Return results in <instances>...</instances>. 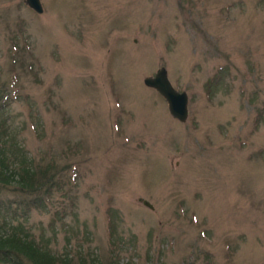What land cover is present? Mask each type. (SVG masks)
<instances>
[{"label": "rangeland", "instance_id": "374dc122", "mask_svg": "<svg viewBox=\"0 0 264 264\" xmlns=\"http://www.w3.org/2000/svg\"><path fill=\"white\" fill-rule=\"evenodd\" d=\"M39 1L0 0V118L61 179L1 211L75 264H264V0Z\"/></svg>", "mask_w": 264, "mask_h": 264}, {"label": "trees", "instance_id": "16d2710c", "mask_svg": "<svg viewBox=\"0 0 264 264\" xmlns=\"http://www.w3.org/2000/svg\"><path fill=\"white\" fill-rule=\"evenodd\" d=\"M1 120L0 191L12 189L8 178L16 176L14 191L17 194L26 197L37 193L48 194L51 187H57L60 182L59 173L49 166L34 165L31 160L26 159L9 133L6 123ZM1 208L0 206V264H75L72 253H53L44 238H35L21 223L13 224L7 212H2ZM87 256L90 257L88 254ZM76 261L77 264H86L81 256ZM87 264L101 262L94 256L90 257Z\"/></svg>", "mask_w": 264, "mask_h": 264}, {"label": "water", "instance_id": "95a60500", "mask_svg": "<svg viewBox=\"0 0 264 264\" xmlns=\"http://www.w3.org/2000/svg\"><path fill=\"white\" fill-rule=\"evenodd\" d=\"M23 3L36 13L42 12L39 0H23ZM142 83L145 87L153 89L162 97L166 103L167 111L173 119L179 122L185 121L187 117V95L184 91H178L171 85L163 66L156 68L152 75L144 76ZM138 200L148 208H152L148 201Z\"/></svg>", "mask_w": 264, "mask_h": 264}]
</instances>
